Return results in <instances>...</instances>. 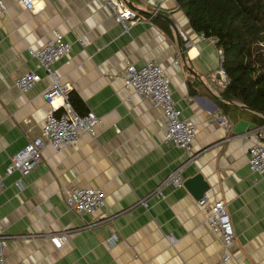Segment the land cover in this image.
Listing matches in <instances>:
<instances>
[{"label":"crops","instance_id":"1","mask_svg":"<svg viewBox=\"0 0 264 264\" xmlns=\"http://www.w3.org/2000/svg\"><path fill=\"white\" fill-rule=\"evenodd\" d=\"M1 1L0 172L40 136L51 110L42 98L51 82L43 71L27 93L13 81L35 69L28 50L41 48L54 31L71 46L68 63L56 62L54 72L81 100L84 114L100 120L93 137L83 133L78 144L58 151L45 147L42 162L26 177H4L5 264H218L223 246L206 223L208 211L183 185L163 183L179 167L183 181L204 177L210 203H225L234 233L229 264H264V176L247 164L248 150L257 143L254 130L263 127L253 117L261 115L239 102L231 103L230 112L220 109L226 84L219 75L221 51L211 38H199L175 1L121 0L140 17L126 31L103 0H36L33 12L21 0ZM157 14L173 22L181 48ZM81 36L87 37L84 45L77 42ZM148 61L165 70L181 117L196 126L190 153L167 144L162 112L123 86L125 64L140 68ZM214 116H224L229 127L219 126ZM77 187L99 189L104 207L76 214L63 192ZM59 232L69 237L57 249L50 236ZM111 234L117 237L113 246L106 241Z\"/></svg>","mask_w":264,"mask_h":264},{"label":"built area","instance_id":"2","mask_svg":"<svg viewBox=\"0 0 264 264\" xmlns=\"http://www.w3.org/2000/svg\"><path fill=\"white\" fill-rule=\"evenodd\" d=\"M103 1L123 30L126 31L129 25L140 22L137 12L125 1ZM35 2L36 0H21L20 4L25 10L33 12ZM5 11L6 7L0 0V14ZM199 38L204 39L205 37L200 34ZM86 41V36L77 39L81 45H84ZM213 42L215 41L213 40ZM70 48L71 46L63 36L54 31L51 38L41 48L28 50L29 55L36 62L35 69L16 76L13 85L21 93H27L40 81L41 77L38 71H43L51 79V82L43 91L42 98L51 106V110L45 117L40 136L29 140L24 148L9 158L4 174L0 172V189L3 187L5 176L18 173L24 178L35 169L42 162V152L45 147L48 146L58 151L78 144L83 133L92 137L95 135L94 128L100 123V120L92 112L79 115L73 109L69 101L70 86L61 82L53 69L54 64L62 59H66L68 63ZM219 75L224 76L222 68L219 70ZM121 79L126 90H131L137 96L149 101L153 109L162 112L165 127L164 141L175 148L190 153L196 135V126L192 121L181 117V111L173 102L170 81L165 70L154 61L146 62L140 68L127 62ZM57 101L59 103L55 104ZM214 120L219 126L229 127L224 116H214ZM253 134L257 138V143L248 150L247 164L253 174L262 177L264 176V128H257ZM163 183L182 186L181 168L174 170ZM17 185L21 188L20 181ZM63 193L66 205L78 215L93 214L105 205L101 191L96 188L77 187L64 190ZM157 193L163 197L159 190ZM140 204L146 207L144 201H141ZM197 204L208 211L206 223L209 228L220 234L223 253L218 264H229L227 250L234 241V233L225 203L223 201L210 203L208 196L204 195L197 201ZM68 237V232L51 234L50 242L59 249L67 242ZM8 241L9 237L0 233V264H5V249ZM106 241L109 246H113L117 242V237L115 234H111Z\"/></svg>","mask_w":264,"mask_h":264},{"label":"trees","instance_id":"3","mask_svg":"<svg viewBox=\"0 0 264 264\" xmlns=\"http://www.w3.org/2000/svg\"><path fill=\"white\" fill-rule=\"evenodd\" d=\"M191 29L215 41L221 51L226 78L219 104L230 112L232 102L261 115L254 116L264 127V0H174ZM167 28V27H165ZM73 109L84 114L77 95L70 91Z\"/></svg>","mask_w":264,"mask_h":264},{"label":"water","instance_id":"4","mask_svg":"<svg viewBox=\"0 0 264 264\" xmlns=\"http://www.w3.org/2000/svg\"><path fill=\"white\" fill-rule=\"evenodd\" d=\"M157 17L166 20L170 24L173 31L175 32L178 46L179 48H181V41L179 38V34L173 22H171L169 18L161 14H157ZM181 53L183 58V51ZM182 185L191 195V197L196 201L200 200L210 189L209 184L205 181L204 177L201 174H196L195 176L184 180Z\"/></svg>","mask_w":264,"mask_h":264}]
</instances>
